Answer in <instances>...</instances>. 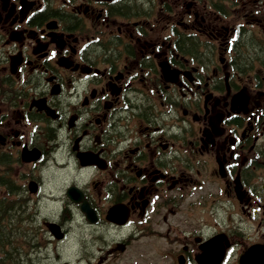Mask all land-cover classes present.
<instances>
[{
  "label": "flooded vegetation",
  "instance_id": "flooded-vegetation-1",
  "mask_svg": "<svg viewBox=\"0 0 264 264\" xmlns=\"http://www.w3.org/2000/svg\"><path fill=\"white\" fill-rule=\"evenodd\" d=\"M0 155L51 241L102 238L89 261L163 225L169 263L217 234L239 261L264 246V0H0Z\"/></svg>",
  "mask_w": 264,
  "mask_h": 264
},
{
  "label": "rangeland",
  "instance_id": "rangeland-1",
  "mask_svg": "<svg viewBox=\"0 0 264 264\" xmlns=\"http://www.w3.org/2000/svg\"><path fill=\"white\" fill-rule=\"evenodd\" d=\"M183 4V2H182ZM183 7H180L182 9ZM34 199L37 200L36 197ZM41 211L39 215L37 214H26L25 218L15 222L16 224H10L9 235L14 234L11 241L7 242L5 246L0 247V254L5 259L11 253L14 257H9L12 262H17V264H172L169 263L167 257L164 256L165 250L170 249L172 242L175 236L179 237V232H171L170 236L166 239L165 233L168 230L159 226V231L155 230L151 238H143L133 244L128 245L126 250H121V248H115L114 252L109 255L103 263L98 262V256L100 253H97V256L94 257L92 262H89L87 257H82L81 254L86 251L99 249L98 245L102 246L104 241L101 238L95 239L96 244L90 240L88 242L84 241L87 237L86 235H81V232L84 229H87L88 226H74L71 229L70 237L67 241H58L53 240L49 242L47 240L46 234L44 233L45 225L44 219L46 213H49L51 209L55 206V203L52 199L43 198L41 199ZM38 206V200L36 207ZM35 207V201L30 204V208ZM14 210V208L12 209ZM43 214V215H40ZM27 219V220H26ZM193 221L195 220L194 216H191ZM34 220L36 223H34ZM14 222V221H13ZM29 226H26V223H30ZM38 224H41V230L38 228ZM187 225L189 223H186ZM29 232L30 235H33L36 239L31 240L29 244H25L23 239V233ZM111 234L114 231L110 230ZM84 238L80 239V237ZM113 235H108V240H112ZM150 241V243H149ZM169 244H168V242ZM94 245L93 247H90ZM179 245V244H178ZM177 245V246H178ZM151 249V254L149 250ZM3 251V252H2ZM5 251V252H4ZM80 251V253H77ZM24 258V262H23ZM8 262H2L1 264H6ZM174 264V263H173ZM227 264H238L235 260Z\"/></svg>",
  "mask_w": 264,
  "mask_h": 264
},
{
  "label": "trees",
  "instance_id": "trees-1",
  "mask_svg": "<svg viewBox=\"0 0 264 264\" xmlns=\"http://www.w3.org/2000/svg\"><path fill=\"white\" fill-rule=\"evenodd\" d=\"M1 163H2V160H1ZM14 204L16 205V208L12 210L7 205L5 199L0 197V247L5 246V244L11 241L12 237L14 236V234L9 235V230L11 228L9 227V225L13 223L16 224L15 222H19V220L22 219L23 213H20V211L19 213L17 212L18 210L17 205H19V202L15 199L11 200L10 205L15 206ZM23 234L27 235L26 232ZM9 257H14V256H12V254L10 253L9 256L7 257L8 259L6 258L4 259L0 254V264L2 262H8L6 264H9V261L11 260V258ZM11 264H17V262L16 263L12 262Z\"/></svg>",
  "mask_w": 264,
  "mask_h": 264
},
{
  "label": "water",
  "instance_id": "water-1",
  "mask_svg": "<svg viewBox=\"0 0 264 264\" xmlns=\"http://www.w3.org/2000/svg\"><path fill=\"white\" fill-rule=\"evenodd\" d=\"M33 157L35 158V157H37V156H36V155H34ZM220 259H221V255H219V257H218V260H217V261H213V262H211V263H208V264H217V263L220 261ZM259 264H264V262H262V263H259Z\"/></svg>",
  "mask_w": 264,
  "mask_h": 264
}]
</instances>
